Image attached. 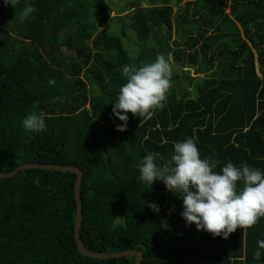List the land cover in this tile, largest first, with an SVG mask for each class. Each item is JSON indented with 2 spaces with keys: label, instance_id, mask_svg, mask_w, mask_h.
<instances>
[{
  "label": "trees",
  "instance_id": "obj_1",
  "mask_svg": "<svg viewBox=\"0 0 264 264\" xmlns=\"http://www.w3.org/2000/svg\"><path fill=\"white\" fill-rule=\"evenodd\" d=\"M145 1L131 2L137 8L121 17L112 0H0V171L25 163L79 167L89 251L140 250L142 264H264V250L255 257L264 217L227 239L214 237L188 226L180 194L158 180L149 188L137 167L150 152L164 165L174 143L193 138L217 172L228 162L264 171V0H188L176 17L167 0ZM29 3L35 12L21 19ZM174 29L184 40L176 47ZM158 55L195 69L194 76L172 71L171 80L191 90L180 96L173 89L151 118L129 112L127 129L118 131L123 122L112 103L127 82L124 68ZM33 111L46 118V131L23 128ZM77 177L27 169L0 178V264H134L135 256L96 259L78 250Z\"/></svg>",
  "mask_w": 264,
  "mask_h": 264
},
{
  "label": "clouds",
  "instance_id": "obj_2",
  "mask_svg": "<svg viewBox=\"0 0 264 264\" xmlns=\"http://www.w3.org/2000/svg\"><path fill=\"white\" fill-rule=\"evenodd\" d=\"M15 3L16 0H5L6 5ZM34 12V6L27 4L21 19L29 18ZM171 61V55H158L154 62L124 68L127 82L121 85L112 103L114 116L123 122L116 125L118 131L127 129L129 112L151 118L164 108L172 77ZM48 83L54 85L55 79ZM22 126L30 133L47 130L46 118L35 111L23 118ZM173 148L170 160L164 165L157 164L158 153L146 154L137 165L139 179L149 188L155 181H161L169 191L179 193L183 200L181 216L188 226L195 224L197 230L227 239L237 229L250 228L264 217V171L247 163L238 167L228 162L217 172V162L202 158L193 138L176 142ZM238 182H242V188ZM148 206L154 211L160 210L155 202ZM257 243L255 257L259 260L264 240Z\"/></svg>",
  "mask_w": 264,
  "mask_h": 264
},
{
  "label": "rangeland",
  "instance_id": "obj_3",
  "mask_svg": "<svg viewBox=\"0 0 264 264\" xmlns=\"http://www.w3.org/2000/svg\"><path fill=\"white\" fill-rule=\"evenodd\" d=\"M188 0H181V2H177V0H167V2L173 6V11H174V17H176L177 15H179L182 12V9L185 7L186 2ZM133 2L136 5L138 4L139 7H146L148 5V2H146L145 0H112V6L113 9H119V10H124V13H120V16H124L125 14H129L131 13L132 10H134L135 8H137L136 6L133 8H130L131 5L130 3ZM164 0H158V3L160 5L164 4ZM121 10V11H122ZM229 11V9H227V12ZM117 11H114L112 13V17H114L116 15ZM122 20L126 23L128 22V19L126 18H122ZM175 21V19L173 20ZM111 25L113 26V28L116 30V32H119V28L117 25H114V18L111 21ZM109 27V26H108ZM120 27V26H119ZM168 36H166L167 38ZM126 47L129 51V54L131 56H135L138 51H139V47L136 45V37L134 35L133 32H131V30H128V37L126 39ZM175 42H180L183 43L184 40L180 39L179 37H177V35L175 34V29L172 31V38H171V43L176 47ZM64 53L65 54H69V52L64 48ZM257 64V63H256ZM258 66V65H257ZM172 67V71L176 72L177 75L183 76L184 73L186 75H190V76H194L197 75L195 69H191V68H187L186 65H183L181 62H173V65H171ZM258 73L259 72V68L256 69ZM212 72H209L207 75L211 76ZM201 76H203L204 74H199ZM184 80V79H183ZM173 89H176V91L178 92V94L181 96L183 95L186 91L191 90V87L188 85V83L184 80H175V81H170V88L168 89L167 93H166V97L172 92ZM111 137H108V143L111 144L110 142H112Z\"/></svg>",
  "mask_w": 264,
  "mask_h": 264
},
{
  "label": "water",
  "instance_id": "obj_4",
  "mask_svg": "<svg viewBox=\"0 0 264 264\" xmlns=\"http://www.w3.org/2000/svg\"><path fill=\"white\" fill-rule=\"evenodd\" d=\"M27 169H42V170H54V171H61V172H73L77 174V180L75 182V199L77 203L76 209V221H75V241L78 246V250L81 254L96 258V259H111V258H122L128 256H135L136 261L134 264H142L143 260V252L140 250L129 249L121 252L115 253H104V252H92L86 249L83 244V240L81 238V227L83 221V204L81 198V188H82V180H83V171L77 166H70V165H59V164H51V163H25L18 166L14 171L9 173H4L0 171V178H12L17 175L19 172L27 170Z\"/></svg>",
  "mask_w": 264,
  "mask_h": 264
}]
</instances>
